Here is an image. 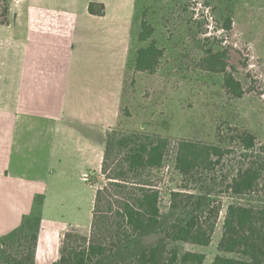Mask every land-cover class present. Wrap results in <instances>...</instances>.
Returning a JSON list of instances; mask_svg holds the SVG:
<instances>
[{
    "label": "rangeland",
    "instance_id": "rangeland-1",
    "mask_svg": "<svg viewBox=\"0 0 264 264\" xmlns=\"http://www.w3.org/2000/svg\"><path fill=\"white\" fill-rule=\"evenodd\" d=\"M3 2L0 0V15ZM29 2L16 6L15 10L27 8ZM137 3L139 18L154 27L151 40L156 41L159 49L163 48V55L154 74L128 75L123 122L110 131L119 129L124 134L137 132L168 140L164 167L150 176L161 193L163 223L179 215L171 207V193L182 191L183 186L216 194L222 211L208 247L169 243L160 230L143 237L146 247L161 244L166 247L165 253L175 248L179 253L204 254V264H212L217 255L228 256L218 250L228 206L246 202L226 193L227 186L239 168L254 160L263 166L255 200L264 204V0H137ZM211 54H221L226 72L241 86V98L226 88V74L208 71L204 66V59ZM243 134L255 137V152L242 150L239 138ZM181 141L220 145L229 153L221 159L213 157L210 167L193 172L185 183L176 169ZM53 170L56 174L50 177L44 207L37 200L32 216L43 213L47 224L67 229L59 232L61 239L71 230L89 236L95 193L106 184L104 177L99 172L85 181L78 176H64L54 165ZM31 236L32 231L27 228L7 240L6 245L2 244L3 264L11 256L12 260H24L32 246Z\"/></svg>",
    "mask_w": 264,
    "mask_h": 264
},
{
    "label": "crops",
    "instance_id": "crops-1",
    "mask_svg": "<svg viewBox=\"0 0 264 264\" xmlns=\"http://www.w3.org/2000/svg\"><path fill=\"white\" fill-rule=\"evenodd\" d=\"M26 1L13 2L0 25V242L39 196L43 209L53 165L64 176L101 172L106 133L123 122L128 75L147 73L136 70L149 45L139 39L137 0H31L15 10ZM90 4L104 5V15ZM66 230L42 213L35 264L58 262Z\"/></svg>",
    "mask_w": 264,
    "mask_h": 264
},
{
    "label": "trees",
    "instance_id": "trees-1",
    "mask_svg": "<svg viewBox=\"0 0 264 264\" xmlns=\"http://www.w3.org/2000/svg\"><path fill=\"white\" fill-rule=\"evenodd\" d=\"M15 1L18 0H4L0 25L8 23L11 4ZM89 12L104 15L105 7L90 4ZM154 33V27L143 19L140 41H150ZM162 55L156 41L151 40L148 47L138 50L136 70L154 74ZM220 57L221 54L207 56L204 66L208 71L226 74V88L241 98L240 84L226 72L227 66ZM239 141L243 151L255 152L257 144L253 135L243 134ZM104 146L101 174L106 184L95 193L90 235L83 236L76 230L67 232L60 259L55 264H204V254L179 253L175 248L165 253L166 247L161 244L144 246L143 237L160 230L169 243L208 247L222 211L216 194L183 186L182 191L171 193V207L179 215L163 223L161 193L150 176L164 167L168 140L137 132L124 134L114 129L106 134ZM226 153L229 152L223 151L220 145L181 141L177 147L176 169L186 183L193 172L210 167L213 157L221 159ZM262 169L254 160L239 168L231 178L226 193L246 202L228 206L218 244L219 252L228 256L217 255L212 264H264V204H257L255 200ZM43 199L39 196L37 200L42 204ZM32 215L24 217L21 227L0 242V264L5 257L2 246L27 228L32 231V246L24 260H12L11 256L4 264H35L42 216L41 213Z\"/></svg>",
    "mask_w": 264,
    "mask_h": 264
},
{
    "label": "built area",
    "instance_id": "built-area-1",
    "mask_svg": "<svg viewBox=\"0 0 264 264\" xmlns=\"http://www.w3.org/2000/svg\"><path fill=\"white\" fill-rule=\"evenodd\" d=\"M84 178H85L84 180L87 181L88 180V175H85Z\"/></svg>",
    "mask_w": 264,
    "mask_h": 264
}]
</instances>
